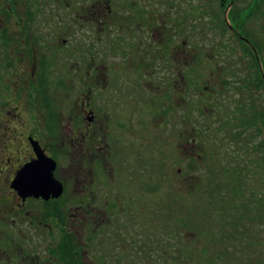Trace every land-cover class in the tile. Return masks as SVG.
<instances>
[{"label":"rangeland","instance_id":"1","mask_svg":"<svg viewBox=\"0 0 264 264\" xmlns=\"http://www.w3.org/2000/svg\"><path fill=\"white\" fill-rule=\"evenodd\" d=\"M112 1L111 7L118 13L139 12V6L136 7L139 0H135L137 3L134 5H130V0ZM230 1H156L159 8L163 7L162 11L170 13L173 20L179 22V27L173 26L177 38L174 44L182 41V35H188V52L178 49L168 50V53H142L140 60L146 61V68L142 65L140 68L138 63L136 67L121 66L117 61L119 54L112 53L113 50L111 53H95L96 61L101 62L102 56L111 59L104 64L106 80L110 81L104 89L99 84H93L97 87L93 98L102 109L111 100L112 103L122 101L124 104L121 106L129 109L128 114L132 112L130 121L137 125L139 132L134 152L130 154L131 160L136 159L135 164L131 162L128 166L130 170L122 173L133 191L134 184L136 200L126 195L124 208L120 213H110V223L95 234L87 228L70 237L63 234L61 239L54 235L47 238L45 229L35 230L40 224L33 213L38 217L42 214L38 209L34 208L30 212L32 217L26 221L16 213L11 217L5 214L7 208L0 201V264H21L13 253L26 256L31 245L38 249L31 251V256L39 254L37 264H49L42 260L47 256L44 247L48 242L58 244L61 264H264V220L255 221L260 210L253 209L255 203L260 204V198L249 199V186L255 185V176L249 179L248 172L238 187L233 183L240 192L234 204L225 198L226 195L224 199L220 196V192L225 190V183L217 185L224 187L219 189L212 181L215 169L218 176H221V167L227 170L224 165L228 163L223 153L231 147L235 148L228 135L231 136L239 127L234 117L240 102L247 103L245 97L238 96L236 89L229 84L241 78L239 71L244 66L237 70L233 64L241 62L242 58L239 59L238 55L248 46L244 40L247 36H243L244 39L236 36V39L233 34L242 31L264 44V7L241 27L243 22L234 21L231 16L239 10L246 11L241 17H247L252 0ZM75 2L74 7H79V0ZM151 6L146 5L148 12ZM13 11L19 16L29 13L28 16L23 14L26 19L35 14L29 29L46 36L0 34V121L6 117L5 110H10L13 104L17 76L27 80L33 77L31 65L11 61L13 52L28 51L38 46L36 48L44 51L48 63L78 61L84 64L88 61L90 45V37L85 38L78 32L61 52L48 48L58 38L50 30L56 28L57 18L69 11L65 4L0 0V30L14 20V17L8 16ZM41 19L42 24L39 25ZM182 23L188 26V32L183 31ZM230 27L235 33L229 32ZM73 43L80 47L79 51L71 52L69 47ZM228 69L232 76L225 75L228 77L218 80L217 75L223 76ZM54 71L53 79L56 80L63 71L61 67H55ZM46 79L49 84L45 83V89L41 90L37 86L38 98L32 99L29 105L25 104L26 107H43L50 102L48 110L61 106L59 110L66 116L71 108L68 104H73L76 99L86 101L87 75L73 85H53L52 90H48L51 77ZM148 84L152 85V91ZM167 87L169 89L164 90ZM75 94H79L80 98ZM245 96L247 98L249 94L245 92ZM120 136L123 143L133 140L130 133L122 132ZM59 156L61 164L67 163ZM63 175L68 178L69 172ZM125 191L130 195L128 188ZM249 200L253 203L252 217L243 215L244 211L249 213ZM68 214L65 217L62 213V221L71 220ZM26 262L31 261L28 259Z\"/></svg>","mask_w":264,"mask_h":264},{"label":"flooded vegetation","instance_id":"2","mask_svg":"<svg viewBox=\"0 0 264 264\" xmlns=\"http://www.w3.org/2000/svg\"><path fill=\"white\" fill-rule=\"evenodd\" d=\"M37 1L38 4L49 1L57 5L65 4L69 10L57 18L56 28L50 30L58 38L48 48L53 52H61L70 39L81 32L83 37H90L88 61H84V64L78 61L48 63L44 51L36 48L38 46H33L28 51L23 49L21 52H13L14 58L10 60L31 65L33 77L27 80L17 76L19 79L14 89L16 92L13 104L10 110H5L6 117L0 121V201L7 208L5 214L11 217V214L16 213L26 221L32 217L30 212H33L34 208L41 211L39 217L33 213V217L38 218L40 224L35 230L45 229L47 238L54 235L61 239L63 234L70 237L87 228H89L87 231L95 234L110 223V213H120L124 208L126 195L133 198V201L136 200L134 184L131 185L133 191L122 173L130 170L128 166L131 162L135 164L136 159L131 160L130 154L134 152L135 142L139 139L137 125L130 121L132 112L128 114L129 109L121 106L122 101L112 103L111 100L108 106L102 109L93 98V91L97 87L92 85L99 84L104 89L110 81L106 80L104 64L111 59L109 56H102L101 62L96 61L95 53H111L113 50L112 53L119 54L117 61L121 66L136 67L139 64V67L142 65L146 68V61L140 60L142 53L152 54L157 51L168 53V50L178 49L181 52H188L189 38L188 35L186 37L182 35V41L177 43L178 45L174 44L176 35L173 26L179 27V22H175L170 13L162 11L163 7H160L161 9L158 7L157 0H139V5L136 6H139L137 8L139 12L124 13H118L111 7L112 0H79V7H74L77 0ZM130 1V5L137 3L135 0ZM148 4H152L149 12L146 7ZM126 7L130 9L129 6ZM23 14L29 15L22 13L19 16L15 11L13 14L8 13V16L14 17L9 25L12 27L9 28L8 25L1 27L0 34L5 36L18 34L24 37L40 35L44 38L45 34L29 29L35 14L31 19L23 18ZM182 27L183 31L188 32V26L182 23ZM69 48L71 52H76L80 47L73 43ZM152 57L156 58L154 55ZM12 65L15 66L14 63ZM148 66L151 68L149 63ZM55 67H61L63 71L56 80L53 79ZM84 75L89 77L86 101L76 99L73 104L69 102L71 108L68 109L66 116L61 114L59 110L61 106L48 110L50 102L43 107H26L25 104L38 98L37 86L41 90L45 83L49 84L47 76L51 77V87L49 85L48 90H52L53 85H73ZM123 79L125 80V77ZM148 87L152 91V85L148 84ZM168 89L164 88L166 91ZM75 95L79 97V94ZM122 132L130 133L133 140L123 143L120 136ZM39 153L56 163L53 176L63 187V192L58 197L52 194L48 199L43 196L36 197L24 181L22 183L17 181L18 173L27 165L38 161ZM59 155L67 163L61 164ZM115 165L119 167L116 168ZM66 172H69L68 178L63 175ZM127 188L130 195L125 191ZM62 213H65V217L70 213L69 220L72 221H62ZM31 222L34 223L33 219ZM27 240L29 241L28 238ZM30 248L26 256H19L18 252L13 253V256L17 261H21V264H37L40 260L39 254L31 256V251L38 249L33 245ZM44 249L47 256L42 257V260L49 264H61L62 256L58 253L57 243L48 242ZM11 254L7 256L10 257ZM28 259L30 263L26 262Z\"/></svg>","mask_w":264,"mask_h":264},{"label":"trees","instance_id":"3","mask_svg":"<svg viewBox=\"0 0 264 264\" xmlns=\"http://www.w3.org/2000/svg\"><path fill=\"white\" fill-rule=\"evenodd\" d=\"M231 2V1H230ZM223 4V3H222ZM264 7V0H252V8L250 9L248 16L241 17L246 11H237L231 17L232 20H240L241 27L242 24L247 23L253 17L256 12H260ZM240 35L246 37L249 40V45L247 48L239 53V59L242 58L241 62L237 63L234 68L237 70L240 66H244L242 70L239 71L241 78L237 81H231L229 84L232 89H236V94L245 97L247 103L239 104L238 109L235 113V120L238 122L239 127L233 131L231 136L228 138L231 140V144H235V148H229L227 153H223L225 161L228 165H224L227 168L221 167V176L216 175V170H214L213 175L215 179L212 180L217 188H224L219 184L225 183V190L221 191L222 198L225 195L227 199L230 200L232 204L235 203L240 197L239 189L237 190L235 185L238 187V183L242 178H246V173L249 172V179L253 176L255 181L254 186H249V199L255 200V197L260 198V204H254V211L260 210L259 214L255 217V221L259 220L263 222L264 220V44L263 42H256L254 39L246 33L240 31ZM238 37V36H237ZM236 37V39H237ZM240 63H243L241 65ZM233 66L231 68H233ZM248 67V68H247ZM232 70V69H231ZM228 73L223 76L218 74L217 79L221 80L225 77L232 76L230 74V69ZM228 75V76H225ZM216 76V75H215ZM245 76V77H244ZM244 77V78H242ZM233 78H231L232 80ZM225 84V83H224ZM245 92L249 94L246 98ZM248 96V95H247ZM249 99V100H248ZM249 101V102H248ZM212 135H215V132ZM214 142L216 139H213ZM212 142V141H211ZM213 143V142H212ZM231 146V145H230ZM232 149V150H231ZM215 167V166H214ZM216 168V167H215ZM259 176V177H257ZM235 183V185L233 184ZM216 188V189H217ZM232 190V191H231ZM231 196H227L231 193ZM253 203L249 200V206L247 207L249 213L243 212V215H251V208ZM262 213V214H261ZM249 216L247 218H249ZM252 217V215H251ZM254 218V217H253ZM248 220V219H247ZM250 221V218H249Z\"/></svg>","mask_w":264,"mask_h":264},{"label":"water","instance_id":"4","mask_svg":"<svg viewBox=\"0 0 264 264\" xmlns=\"http://www.w3.org/2000/svg\"><path fill=\"white\" fill-rule=\"evenodd\" d=\"M38 161L27 165L17 176V181H23L27 187L35 193V196L49 198L52 194L58 197L62 194L63 188L53 178V171L56 167L54 161L39 153Z\"/></svg>","mask_w":264,"mask_h":264}]
</instances>
